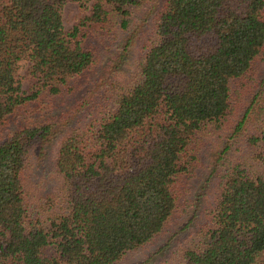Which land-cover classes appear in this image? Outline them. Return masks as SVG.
I'll use <instances>...</instances> for the list:
<instances>
[{
    "label": "trees",
    "instance_id": "1",
    "mask_svg": "<svg viewBox=\"0 0 264 264\" xmlns=\"http://www.w3.org/2000/svg\"><path fill=\"white\" fill-rule=\"evenodd\" d=\"M69 1L90 3V13L67 29ZM138 2L0 0V264H116L192 207L199 241L179 264H257L263 256L264 129L249 138L247 158L218 170L199 210L192 183L207 134L238 115L264 54V0H167L134 82L84 125H63L49 107L95 62L83 44L87 29L111 19L128 27ZM60 127V183L35 194L32 155L46 152Z\"/></svg>",
    "mask_w": 264,
    "mask_h": 264
},
{
    "label": "rangeland",
    "instance_id": "2",
    "mask_svg": "<svg viewBox=\"0 0 264 264\" xmlns=\"http://www.w3.org/2000/svg\"><path fill=\"white\" fill-rule=\"evenodd\" d=\"M166 1L139 0L137 5L132 6L128 27H123L118 19H111L95 26L94 31L87 29L83 44L93 50L95 62L71 83L74 85L72 91H69L70 87L66 88L49 106H53V112L60 114L63 125L86 124L95 117L109 95L136 80L146 51L156 39L158 18ZM89 13L90 3L67 2L63 8L67 29ZM19 72L24 91L31 92L35 80L28 72L26 61H22ZM246 81L247 87L237 103L238 115L231 114L228 125L212 130L206 136L203 166L192 183L193 198L199 200L196 204L198 210L202 207L200 204L206 205L209 196H212L218 184L215 179L218 170L231 160L247 158L251 153L249 138L264 129V54L258 58ZM44 101L47 102V98ZM30 111L26 116L31 114ZM240 122H243L241 127L235 128ZM64 130L59 128V135L49 143L45 154L38 156V152H34L32 155L27 178L35 194L46 193L60 183L55 158ZM193 211L192 207L189 212L175 214L159 235L129 251L116 264H179L184 252L199 241V220L188 224ZM257 264H264V254Z\"/></svg>",
    "mask_w": 264,
    "mask_h": 264
}]
</instances>
